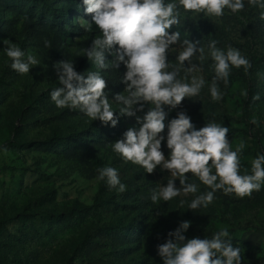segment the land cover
Here are the masks:
<instances>
[{
	"label": "rangeland",
	"instance_id": "obj_1",
	"mask_svg": "<svg viewBox=\"0 0 264 264\" xmlns=\"http://www.w3.org/2000/svg\"><path fill=\"white\" fill-rule=\"evenodd\" d=\"M262 11L247 0L242 12L226 10L219 18L185 16L181 9L180 24L170 29L180 31L181 41L198 42L206 55L215 41L218 48L239 49L251 63L247 72L232 67L227 84L218 82L222 100L213 101L206 86L198 98H185L171 111L165 106L166 125L185 112L196 130L209 120L228 127L233 150L244 145L241 173L245 169L250 173L251 160L264 153ZM79 18L90 20L82 0H0V264H163L157 246L183 221L192 222L188 238H211L227 228L234 246L241 249L243 264H264V185L244 198L219 190L212 204L193 211L188 203L194 195L210 189L189 173V182L198 185L196 194L153 203L152 190L165 186L172 179L170 173L160 168L145 173L111 147L129 128L138 127L135 117L117 113L119 123L113 128L79 110L57 108L51 101L50 91L59 86L53 65L62 59L72 60L81 74L101 71L110 99L124 92L122 63L118 69L99 70L83 56V49L102 34L95 25L85 32ZM4 39L40 63L28 74L12 70L3 51ZM179 47L170 49V63H175ZM105 56L106 63L114 59ZM194 62L210 83L215 75L210 56ZM113 109L118 111L119 106L114 103ZM148 109L145 105L137 115ZM163 151L167 156L166 145ZM105 166L118 170L124 192L97 179L98 169ZM113 193L122 197L113 200ZM105 201L113 204L101 208ZM59 215L62 218L51 224ZM106 227L116 230L107 236Z\"/></svg>",
	"mask_w": 264,
	"mask_h": 264
},
{
	"label": "clouds",
	"instance_id": "obj_2",
	"mask_svg": "<svg viewBox=\"0 0 264 264\" xmlns=\"http://www.w3.org/2000/svg\"><path fill=\"white\" fill-rule=\"evenodd\" d=\"M247 2L264 10V0ZM82 5L90 20L79 18L80 27L91 32L95 25L102 34L93 40L91 47L83 49V56L99 70L109 66L118 69L122 63L126 68L122 76L125 89L110 99L101 71L81 74L72 60L62 59L53 65L59 85L50 91L55 106L79 110L91 120L113 128L119 123V116L135 117L138 127L129 128L111 147L121 159L140 166L145 173L151 174L157 168L170 173L172 179L165 186L152 190L153 203L172 201L182 193L196 194L199 188L189 182L191 177L210 189L194 195L188 203L193 211L212 204L219 190L239 198L260 191L264 185V153L251 160L250 173L246 169L241 173L244 145L233 150L227 139L228 127L209 120L196 130L185 112H179L177 118L165 124L168 115L165 106L171 111L185 98H198L206 86L213 101H220L223 93L218 82L227 84L231 68L243 67L246 72L251 68L249 59L237 48L229 46L224 50L212 41L206 55L198 42L181 41L180 31H170L180 24L181 9L185 16L193 13L219 18L226 10L234 14L242 12L245 0H82ZM2 43L11 69L18 74H28L40 63L11 40L4 39ZM177 44L180 50L175 63H170L169 51ZM45 46L50 47V43L46 41ZM106 53L114 56L110 64L106 63ZM207 56L213 61L215 73L210 83L199 75L202 68L194 62V59L204 61ZM114 103L119 106L118 111L113 109ZM145 105L149 106L148 111L143 116L137 115L144 111ZM165 145L167 156L163 151ZM189 173L191 177L186 175ZM97 179L109 189L121 193L126 190L114 167L99 168ZM180 203L183 205L185 201ZM191 226V221H183L168 233L165 243L157 246L163 264H243L241 249L234 246L227 228L214 232L211 238L201 239L186 236Z\"/></svg>",
	"mask_w": 264,
	"mask_h": 264
},
{
	"label": "trees",
	"instance_id": "obj_3",
	"mask_svg": "<svg viewBox=\"0 0 264 264\" xmlns=\"http://www.w3.org/2000/svg\"><path fill=\"white\" fill-rule=\"evenodd\" d=\"M49 195V194H48ZM112 197H113V200L114 199H120V197H122V196H120V197H118V194H112ZM113 204V202H108V201H105V202H103V204H102V206H101V208H103L104 206H111ZM90 210V209H89ZM116 211V210H115ZM83 212V214L85 215V212L84 211H82ZM88 215V214H87ZM60 216V215H59ZM55 216L54 217V219H53V221L52 222H50L51 224H55L56 222H58V220L60 219V218H62V216ZM86 217H89V216H86ZM73 223H75V221L73 222ZM76 225V224H75ZM53 228H51V230H52ZM116 230V228H114V227H106V228H104L103 229V231H104V233L108 236V235H111V234H113L112 232L113 231H115ZM47 231V230H46ZM117 233H119V232H116L114 235L116 236L117 235ZM89 236V235H88ZM87 236V237H88ZM86 237V239H89V238H87ZM87 243V240H85L84 242H83V245L84 244H86Z\"/></svg>",
	"mask_w": 264,
	"mask_h": 264
}]
</instances>
